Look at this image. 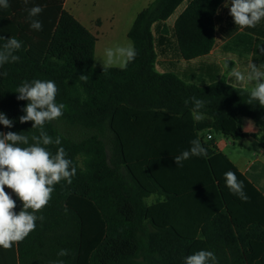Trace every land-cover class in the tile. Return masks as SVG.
Returning a JSON list of instances; mask_svg holds the SVG:
<instances>
[{
	"label": "trees",
	"instance_id": "obj_1",
	"mask_svg": "<svg viewBox=\"0 0 264 264\" xmlns=\"http://www.w3.org/2000/svg\"><path fill=\"white\" fill-rule=\"evenodd\" d=\"M64 1L25 5L9 0V8H0V36L22 42L19 61L0 67V73L7 72L0 76V112L14 121L12 128L0 124V132L38 135L31 121L19 122L28 101L17 100L15 90L23 82L52 80L59 90L56 101L66 108L44 127L61 138L77 169L71 185H55L48 206L37 213L43 222L38 220L36 230L16 245L19 264L59 259L65 264H184L199 250L212 251L216 264H264L263 194L199 136L211 129L240 141V118H250L259 128L252 136L264 146V107L248 104L247 92L225 82L198 86L155 68L152 27L168 20L185 0H155L143 10L129 33L138 55L126 70L106 72L94 64L97 38L64 9ZM224 1L192 0L178 18L175 37L182 59L211 52L215 16ZM33 6L43 8L37 17L40 31L27 19L26 8ZM5 42L0 40V47ZM81 75L87 82L78 81ZM191 97L204 101L205 127L191 117ZM197 138L207 157L194 156L177 167L174 157ZM48 147L55 153L59 146ZM227 171L243 182L246 202L226 187ZM5 191L19 213L22 202ZM152 195L161 201L148 205ZM213 241L229 253L213 249ZM61 249L71 254L59 257Z\"/></svg>",
	"mask_w": 264,
	"mask_h": 264
},
{
	"label": "clouds",
	"instance_id": "obj_2",
	"mask_svg": "<svg viewBox=\"0 0 264 264\" xmlns=\"http://www.w3.org/2000/svg\"><path fill=\"white\" fill-rule=\"evenodd\" d=\"M27 5L29 0H23ZM230 15L234 23L241 30L253 28L264 20V0H230ZM228 4H225L227 7ZM10 7L9 0H0V8ZM27 19L34 30H42V22L37 17L43 8L33 6L26 8ZM0 40L6 41L0 47V67L7 63L18 62L20 57L16 55L21 49L22 42L16 37ZM138 55L134 45L129 42L126 45H116L105 48L104 54L99 60L102 62L103 72L111 68L126 70L129 63ZM225 69L228 63L225 62ZM229 81L234 79L235 84L248 93V104L254 101L264 107V69L250 62L244 71L239 67H233L228 71ZM7 76V72L0 73ZM88 76L81 75L78 81L87 82ZM58 87L52 80L35 79L31 82H23L15 90L17 100L28 101L22 108L24 113L19 117L21 124L31 121L32 128L38 130V135L31 137L21 133L9 131L0 132V248L10 250L14 245L23 242L30 233L36 230L37 221L43 222L44 216L37 215L48 206L55 185L65 181L71 185L76 175V167L68 157L59 136L53 138L45 130V124L63 116L66 105L57 103ZM86 98V97H85ZM193 107L190 110L195 122H201L206 117L200 111L204 107V101L191 97ZM189 100H185L187 105ZM14 121L0 112V124L6 128H12ZM31 140V143H30ZM22 145H25L22 147ZM48 146H59L55 153ZM208 150L197 139L190 141V147L180 155L174 157L177 167H183V162L191 157H207ZM226 187L242 201H247L248 196L244 191L243 182L238 180L232 171L224 173ZM5 187L22 202V209L15 212L16 201L5 191ZM68 212L67 207L64 209ZM70 250L61 249L57 253L59 257L70 255ZM216 264V256L210 250H199L184 259V264ZM51 264H65L62 259L52 261Z\"/></svg>",
	"mask_w": 264,
	"mask_h": 264
},
{
	"label": "crops",
	"instance_id": "obj_3",
	"mask_svg": "<svg viewBox=\"0 0 264 264\" xmlns=\"http://www.w3.org/2000/svg\"><path fill=\"white\" fill-rule=\"evenodd\" d=\"M154 1L65 0L64 9L97 38L95 64L96 57L101 58L105 48L126 45L129 42L133 44L129 38V33L138 15ZM191 1L185 0L168 20L153 25L152 32L155 38V49L158 54L155 64L156 71L161 74L174 73L186 82L198 86H208L214 82H225L234 88L241 89L235 84L234 79L229 81L227 73L233 67H239L241 71H244L250 62L264 69V20L253 28L241 30L235 25L232 16L229 14L230 0H225L218 8L215 16L216 34L213 49L205 56L186 61L180 55L178 42L175 37V24ZM226 3L228 4L227 7H225ZM226 61L228 69L224 67ZM101 66L102 62L96 67L103 68ZM240 119L242 122V140L238 142L241 147H244L243 130L245 122H247L251 127L248 135L256 143V146L252 149V158L232 153L227 149V142L231 139L211 129L201 130L199 136L206 143V136L212 134L214 136V140L211 142L213 144L212 149L226 155L264 196V146L252 136L259 132V128L250 118ZM208 122V119L205 118L201 122H196V124L202 128L208 125ZM211 132H214V134ZM222 136L224 139H219ZM150 198L151 200L148 202ZM162 200H164V197ZM158 201H161L158 195H152L146 199L148 205H154ZM262 215H264L263 212ZM212 247L221 253H229L228 250H224L223 243L218 242L216 244L213 241ZM0 264H19L17 246L15 256L12 253V249L5 250L0 248Z\"/></svg>",
	"mask_w": 264,
	"mask_h": 264
},
{
	"label": "rangeland",
	"instance_id": "obj_4",
	"mask_svg": "<svg viewBox=\"0 0 264 264\" xmlns=\"http://www.w3.org/2000/svg\"><path fill=\"white\" fill-rule=\"evenodd\" d=\"M101 61L99 60L98 56L96 57V63L95 65L98 66V64ZM102 67V66H101ZM252 121V120H250ZM253 122V121H252ZM251 130L250 125L247 124V122H245V126H244V130H243V134H244V138H245V144L244 147H241V144L237 141L234 142L232 140H229L227 142V149L230 150L232 153H236L239 154L241 156H247L252 158L253 157V147L256 146V143L249 137V131ZM214 134V132H211ZM219 139L223 140L224 137H219ZM151 198L148 199V202H150Z\"/></svg>",
	"mask_w": 264,
	"mask_h": 264
},
{
	"label": "built area",
	"instance_id": "obj_5",
	"mask_svg": "<svg viewBox=\"0 0 264 264\" xmlns=\"http://www.w3.org/2000/svg\"><path fill=\"white\" fill-rule=\"evenodd\" d=\"M213 140H214V136L212 134H208L206 136V139H205L206 143H211Z\"/></svg>",
	"mask_w": 264,
	"mask_h": 264
}]
</instances>
